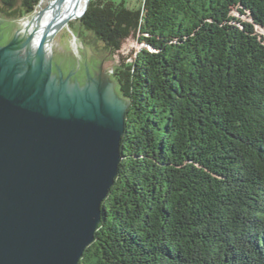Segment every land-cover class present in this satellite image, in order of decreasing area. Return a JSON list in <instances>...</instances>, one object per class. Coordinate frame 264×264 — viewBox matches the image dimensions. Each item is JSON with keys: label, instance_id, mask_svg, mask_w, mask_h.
<instances>
[{"label": "trees", "instance_id": "1", "mask_svg": "<svg viewBox=\"0 0 264 264\" xmlns=\"http://www.w3.org/2000/svg\"><path fill=\"white\" fill-rule=\"evenodd\" d=\"M78 19L112 55L139 45L113 70L122 161L79 264H264V0H90Z\"/></svg>", "mask_w": 264, "mask_h": 264}, {"label": "water", "instance_id": "2", "mask_svg": "<svg viewBox=\"0 0 264 264\" xmlns=\"http://www.w3.org/2000/svg\"><path fill=\"white\" fill-rule=\"evenodd\" d=\"M67 24L49 28L33 70L15 40L0 46V264H79L116 183L129 103L51 84L47 50Z\"/></svg>", "mask_w": 264, "mask_h": 264}, {"label": "rangeland", "instance_id": "3", "mask_svg": "<svg viewBox=\"0 0 264 264\" xmlns=\"http://www.w3.org/2000/svg\"><path fill=\"white\" fill-rule=\"evenodd\" d=\"M44 1L45 5L50 3V0ZM87 1L84 2V10ZM123 1L133 9H138L143 2V0ZM0 8H2L1 3ZM40 9L41 6L34 13L16 20H9L0 10V46H6L15 40L26 21L31 20ZM77 19L71 20L53 39L52 77L54 80L51 84L77 92H88L86 89L94 92L97 87L103 90L112 87L118 99L127 105L128 102L119 94L113 70L120 64L121 57L135 54V51L139 49L138 43L129 40L124 45L120 57L112 55L105 50L102 43L95 40L90 32L80 26Z\"/></svg>", "mask_w": 264, "mask_h": 264}, {"label": "bare ground", "instance_id": "4", "mask_svg": "<svg viewBox=\"0 0 264 264\" xmlns=\"http://www.w3.org/2000/svg\"><path fill=\"white\" fill-rule=\"evenodd\" d=\"M84 2L85 0H50V3L45 5V1L42 0L40 4V11H42V14H40L39 11L31 20L26 21L19 36L15 38L17 49L12 52L27 68L33 70L35 66L40 64L39 61L43 50L44 38L49 28L53 24H57L64 20L68 19L70 22L74 18H79L82 14V10H84ZM31 35H33L31 41L25 44L26 39ZM47 51L48 55L49 52L51 54V52H53V47L51 46V50L48 49ZM53 80L54 78H52V81ZM108 90L116 95L117 101L123 108L125 103L118 99L112 87Z\"/></svg>", "mask_w": 264, "mask_h": 264}]
</instances>
